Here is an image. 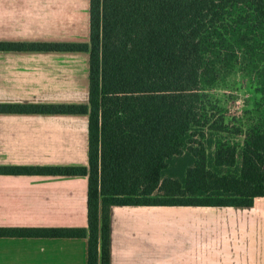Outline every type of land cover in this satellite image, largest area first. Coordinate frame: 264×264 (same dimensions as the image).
<instances>
[{"label": "trees", "instance_id": "obj_1", "mask_svg": "<svg viewBox=\"0 0 264 264\" xmlns=\"http://www.w3.org/2000/svg\"><path fill=\"white\" fill-rule=\"evenodd\" d=\"M0 50L88 52L86 103L0 102V112L87 115L86 165H0L86 175L87 224L0 226V237H83L86 264H109L114 205L264 196V0H89L88 41L2 40ZM238 77L254 96L229 112Z\"/></svg>", "mask_w": 264, "mask_h": 264}, {"label": "crops", "instance_id": "obj_2", "mask_svg": "<svg viewBox=\"0 0 264 264\" xmlns=\"http://www.w3.org/2000/svg\"><path fill=\"white\" fill-rule=\"evenodd\" d=\"M88 39L89 0H0V41ZM87 99V51L0 50V102ZM87 123L81 113L0 112V165H86ZM149 207L112 206L109 264H264V196L161 206L201 221L179 225L173 240L150 238ZM86 224V175L0 173V226ZM86 246L83 237H0V264H86Z\"/></svg>", "mask_w": 264, "mask_h": 264}, {"label": "rangeland", "instance_id": "obj_3", "mask_svg": "<svg viewBox=\"0 0 264 264\" xmlns=\"http://www.w3.org/2000/svg\"><path fill=\"white\" fill-rule=\"evenodd\" d=\"M238 80V81H237ZM235 87L237 88H226L227 97L226 104L229 105V112H240V110L246 106H250L254 91L253 88L248 84V81L238 77L234 80ZM21 164H33V163H21ZM161 206H151L147 214L143 215L142 221L149 224L150 238L152 240L166 239L173 240L176 237L182 236L178 231L177 227L181 224H186L190 220L198 221L196 219L186 220L183 218V213L173 212L166 210ZM192 237H197L193 235Z\"/></svg>", "mask_w": 264, "mask_h": 264}]
</instances>
